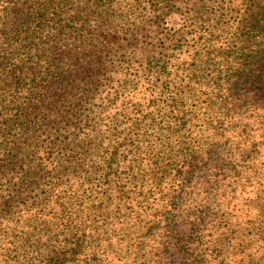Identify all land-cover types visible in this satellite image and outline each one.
I'll return each instance as SVG.
<instances>
[{"label": "rangeland", "instance_id": "1", "mask_svg": "<svg viewBox=\"0 0 264 264\" xmlns=\"http://www.w3.org/2000/svg\"><path fill=\"white\" fill-rule=\"evenodd\" d=\"M262 4L115 0L74 125L17 159L0 264H264Z\"/></svg>", "mask_w": 264, "mask_h": 264}, {"label": "trees", "instance_id": "2", "mask_svg": "<svg viewBox=\"0 0 264 264\" xmlns=\"http://www.w3.org/2000/svg\"><path fill=\"white\" fill-rule=\"evenodd\" d=\"M114 3L0 0V176H10L5 187L0 181V216L12 209L19 190L32 183L31 171L38 166L20 169L25 177L17 179L15 168L17 159L39 161L37 133L47 128L64 136V125H74L77 98L89 92L90 77L103 69L102 51L115 39ZM256 13L264 15V4ZM261 51L257 54L264 58ZM55 101L59 109L52 107ZM69 134L72 140L61 150L73 151L78 135H87L85 130Z\"/></svg>", "mask_w": 264, "mask_h": 264}]
</instances>
